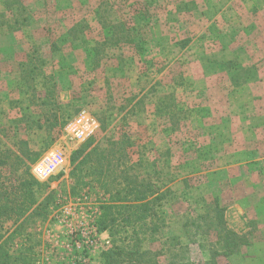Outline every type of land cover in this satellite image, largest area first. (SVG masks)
Here are the masks:
<instances>
[{"label": "rangeland", "instance_id": "rangeland-1", "mask_svg": "<svg viewBox=\"0 0 264 264\" xmlns=\"http://www.w3.org/2000/svg\"><path fill=\"white\" fill-rule=\"evenodd\" d=\"M80 118L98 125L85 140ZM121 132L166 195L146 221L158 231L139 230L144 261L264 264V0H0V179L30 149L32 176L66 188L73 153ZM51 150L68 166L44 181L33 168ZM107 198L59 190L34 264H105L132 235L98 231ZM219 219L250 244L213 258Z\"/></svg>", "mask_w": 264, "mask_h": 264}, {"label": "trees", "instance_id": "trees-1", "mask_svg": "<svg viewBox=\"0 0 264 264\" xmlns=\"http://www.w3.org/2000/svg\"><path fill=\"white\" fill-rule=\"evenodd\" d=\"M102 130L105 131L103 125ZM133 148L131 137L125 132L104 142L95 138L87 140L72 155L71 183L66 188L64 183L59 189L64 187L65 193L75 195L89 187L100 190L108 197L99 207L100 233L108 232L113 239L115 232L132 229L130 239L112 241L113 247L104 253L105 264H157L144 261V256L152 254L142 250L147 239L139 237V230L158 231V227H153L152 223L147 225L146 221L159 220V207L166 195L159 183L143 175L141 170L145 156L139 155L135 162ZM9 153L22 163L27 161L29 166L25 171L19 173L13 170L3 180L0 179V264H34V246L30 240L35 225L39 221H48L51 210L57 207L59 190L51 188V180L50 183H41L32 176L29 167L36 162L33 158L36 154L30 149H26L25 153ZM61 175L56 179H61ZM40 192L44 193L42 200L38 198ZM216 210L219 213L223 211L218 205ZM219 224L222 228L217 226L216 230L220 249L212 251L213 258L229 256L242 245L250 244L246 236L227 229L220 219Z\"/></svg>", "mask_w": 264, "mask_h": 264}, {"label": "built area", "instance_id": "built-area-1", "mask_svg": "<svg viewBox=\"0 0 264 264\" xmlns=\"http://www.w3.org/2000/svg\"><path fill=\"white\" fill-rule=\"evenodd\" d=\"M77 128L75 137L80 139H88L98 129L97 122L92 119L83 121L82 118L76 121ZM68 160L59 150L49 151L33 168V174L36 178L48 181L52 177L66 171Z\"/></svg>", "mask_w": 264, "mask_h": 264}]
</instances>
